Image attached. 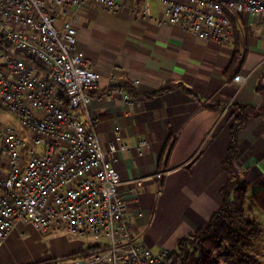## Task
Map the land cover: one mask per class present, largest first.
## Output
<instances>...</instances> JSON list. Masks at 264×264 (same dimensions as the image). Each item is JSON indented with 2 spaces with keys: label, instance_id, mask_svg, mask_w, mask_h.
I'll use <instances>...</instances> for the list:
<instances>
[{
  "label": "crops",
  "instance_id": "1",
  "mask_svg": "<svg viewBox=\"0 0 264 264\" xmlns=\"http://www.w3.org/2000/svg\"><path fill=\"white\" fill-rule=\"evenodd\" d=\"M122 6L118 12L90 6L68 17L78 30V51L102 76L90 113L103 150L109 152L111 142L117 149L140 140L151 145L141 153L118 151L112 163L136 237L155 250L171 252L220 208V189L231 177L222 164L231 140V106L264 105V12L258 20L248 14L233 19L240 43L231 47L200 40L177 25L159 26L155 19L163 17V4L151 3L154 20L135 15L144 0H122ZM237 52L239 63L231 67ZM113 72L116 84L107 78ZM236 75L246 78L237 92ZM0 123L19 127L3 113ZM238 144L234 166L250 196L255 193L251 188H264V114L248 119L238 132ZM8 170V153L0 141V177ZM50 235L29 223L16 224L0 249V264L58 263L44 244ZM260 237L250 251L258 259L254 250ZM80 238L87 239L83 246L78 243L79 258L87 257L81 252L90 244L104 242Z\"/></svg>",
  "mask_w": 264,
  "mask_h": 264
},
{
  "label": "built area",
  "instance_id": "2",
  "mask_svg": "<svg viewBox=\"0 0 264 264\" xmlns=\"http://www.w3.org/2000/svg\"><path fill=\"white\" fill-rule=\"evenodd\" d=\"M152 2L165 7L155 19L159 26L177 25L231 47L237 44L233 19L258 20L264 12V0H144L135 15L154 20ZM90 6L123 8L122 0H0V113L19 126L0 123L9 158L8 174L0 177V249L16 224L29 223L43 234L67 231L107 245L73 264H164L170 252L138 241L112 165L118 151L141 153L151 145L140 140L117 149L111 142L105 152L90 113L102 76L78 51V30L68 17ZM107 78L118 81L115 72ZM245 82L236 75L235 91ZM124 99L132 101L129 94Z\"/></svg>",
  "mask_w": 264,
  "mask_h": 264
},
{
  "label": "trees",
  "instance_id": "3",
  "mask_svg": "<svg viewBox=\"0 0 264 264\" xmlns=\"http://www.w3.org/2000/svg\"><path fill=\"white\" fill-rule=\"evenodd\" d=\"M234 34L238 45L240 41L235 26ZM237 54L238 52L233 58L231 67L239 63ZM188 93L197 97L190 91ZM231 107L233 123L230 127V146L222 160L231 177L220 189V208L210 216L204 226L193 234L181 238L164 264H264L250 253L262 230L257 219L251 217L245 209L249 190L234 166L239 153L238 132L251 116L264 114V105L255 108L234 103ZM252 199L254 205L264 212V188L253 193ZM106 248L107 245L90 244L81 253L93 256L105 251ZM37 264H47V262Z\"/></svg>",
  "mask_w": 264,
  "mask_h": 264
},
{
  "label": "rangeland",
  "instance_id": "4",
  "mask_svg": "<svg viewBox=\"0 0 264 264\" xmlns=\"http://www.w3.org/2000/svg\"><path fill=\"white\" fill-rule=\"evenodd\" d=\"M6 118V116L2 115ZM9 119V117H7ZM259 188H251V193L258 191ZM247 213L251 217H255L261 226V237L255 243L254 252L258 254L259 258L264 261V212L254 205L252 195L247 197L245 205ZM87 238H80L67 231L60 232L58 234H51L48 240L44 241L46 248H49L54 255L53 262L59 264H73L74 259L79 257L80 254L77 249L78 243L81 242L82 246ZM94 239V238H93ZM96 239V238H95Z\"/></svg>",
  "mask_w": 264,
  "mask_h": 264
}]
</instances>
